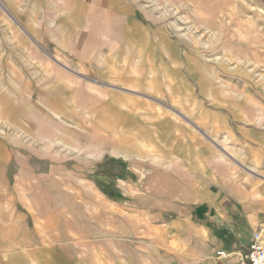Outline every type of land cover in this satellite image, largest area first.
Wrapping results in <instances>:
<instances>
[{"label":"crops","instance_id":"obj_1","mask_svg":"<svg viewBox=\"0 0 264 264\" xmlns=\"http://www.w3.org/2000/svg\"><path fill=\"white\" fill-rule=\"evenodd\" d=\"M141 13L0 0V264H240L264 225V92L200 104Z\"/></svg>","mask_w":264,"mask_h":264},{"label":"rangeland","instance_id":"obj_2","mask_svg":"<svg viewBox=\"0 0 264 264\" xmlns=\"http://www.w3.org/2000/svg\"><path fill=\"white\" fill-rule=\"evenodd\" d=\"M132 1L142 11L141 18L150 29L165 33L169 40L163 52L167 56V70H171L176 60L179 62L184 75L190 78H184L183 85L199 92L200 104L211 106L208 98L213 88L223 95L227 94V87L264 92V0H227L229 15L224 31L217 27L215 20L226 9H218L215 16L208 13L209 4L216 0ZM193 76L195 81L191 79ZM136 93L170 104L160 100V95L143 89L137 88ZM205 119L204 125L209 118ZM237 165L234 164L240 174L234 178L249 189L241 193L248 201L262 199L264 205V163L259 168ZM260 230L264 238V225Z\"/></svg>","mask_w":264,"mask_h":264},{"label":"built area","instance_id":"obj_3","mask_svg":"<svg viewBox=\"0 0 264 264\" xmlns=\"http://www.w3.org/2000/svg\"><path fill=\"white\" fill-rule=\"evenodd\" d=\"M218 255L225 256L226 251L221 250ZM240 264H264V238L261 230L253 232Z\"/></svg>","mask_w":264,"mask_h":264},{"label":"bare ground","instance_id":"obj_4","mask_svg":"<svg viewBox=\"0 0 264 264\" xmlns=\"http://www.w3.org/2000/svg\"><path fill=\"white\" fill-rule=\"evenodd\" d=\"M203 1V0H201ZM182 2V1H181ZM227 7V0H220V1H215L214 4H209V10H208V13H209V16H211L212 14L215 16L217 13H219L218 9H226ZM234 11V10H232ZM228 11L227 9L220 12L219 15L216 17V20H215V23L217 25V27L219 29H221L222 31L225 30L226 28V24H227V21H228ZM263 15V14H262ZM251 19V18H250ZM246 20V18L244 19ZM262 28V27H261ZM214 33V32H213ZM219 33V32H218ZM231 34V33H230ZM211 36V35H210ZM222 56V55H221ZM226 57V56H224ZM244 59V58H243ZM238 60V59H237ZM194 61V60H193ZM223 62V61H222ZM212 90V89H211ZM212 94V93H211ZM222 94V93H221ZM223 95V94H222ZM181 116V115H180ZM213 139V138H212ZM217 141V140H216ZM215 142V141H214ZM216 144V143H215ZM222 145V144H221ZM2 150V149H1ZM228 153V152H227Z\"/></svg>","mask_w":264,"mask_h":264}]
</instances>
